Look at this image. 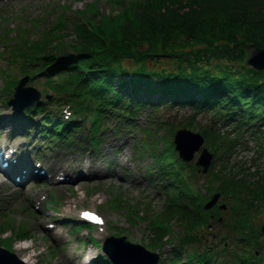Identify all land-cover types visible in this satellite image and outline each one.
Here are the masks:
<instances>
[{
  "label": "trees",
  "instance_id": "1",
  "mask_svg": "<svg viewBox=\"0 0 264 264\" xmlns=\"http://www.w3.org/2000/svg\"><path fill=\"white\" fill-rule=\"evenodd\" d=\"M113 1L122 7L119 11L102 15L96 3H90L72 23L60 14L44 26L41 38L21 39L14 48L13 56H17L13 60L19 57L23 73L42 78L45 92L53 94L52 103L71 102L77 113L91 115L94 133L106 109L134 115L142 105H190L213 112L217 121L264 124V71L244 63L248 45L264 47V0ZM68 27L74 38L65 42ZM163 58L176 66L148 68L149 61L159 65L165 62ZM215 58L226 64L212 65ZM53 126L64 127L65 132L80 128L78 123L61 121ZM202 133L222 161L239 144L232 132L221 128L214 131L208 126ZM167 148L171 150L170 145ZM223 169L215 188L234 201L231 209L235 215L224 232L230 241L223 242L220 253L196 245L186 252L185 261L183 250L196 240L202 242L210 220L219 222L222 211L217 206L206 210L204 203L211 192L195 191L183 168L171 167L181 192L165 212L155 216L153 229L156 241L164 244L179 214L184 234L179 244L172 243L174 264H264L260 227L251 224L252 208L264 207V178L252 181Z\"/></svg>",
  "mask_w": 264,
  "mask_h": 264
},
{
  "label": "rangeland",
  "instance_id": "2",
  "mask_svg": "<svg viewBox=\"0 0 264 264\" xmlns=\"http://www.w3.org/2000/svg\"><path fill=\"white\" fill-rule=\"evenodd\" d=\"M90 3H96V10L102 15H110L122 8L120 5H116L113 0H11L7 3L4 1L0 3V70L4 71V73L2 71L0 73V116H8L9 110L13 111L3 101L8 96L4 82L9 78L5 77V74H11L15 78L22 76L19 63L17 65L10 64L7 58L4 59V56L7 57L13 47L18 45L16 37H20L19 34L24 32L21 37L23 40L39 39L47 23L55 21L60 14H64L69 23H72L73 20L79 18L80 13L86 10ZM38 18L41 21L37 25H33L32 22ZM64 36L65 42L71 41L74 38L73 30L68 27L64 30ZM21 39L19 38V40ZM248 53L247 48L245 57ZM162 61L165 62L159 63V65L149 61L147 66L158 70L164 67L171 69L176 66V62L167 58H163ZM211 64L224 66L226 62L215 58ZM40 83L38 80H34L32 84L41 88ZM15 113L18 114L13 111V114ZM114 114L115 112H109L107 115L104 122L107 127L101 130L102 136H100L97 148H93L84 131L77 130L74 131L71 138L64 142L65 145L57 142L58 139H53L57 144L52 145V150L45 157V166L44 164L42 166L47 173L59 176V172L64 170V163L72 159L78 161L83 157V165L98 166L96 169L92 167L90 171L93 179L81 180L71 185L45 182L31 186L25 191L22 188L6 184V182L0 186V225L6 223L7 226L0 228V245L8 242L9 237L12 239V242L10 240L11 250H15L17 243L35 245L33 248H36V253H38L37 264H65L72 257L75 258L81 252L83 254L90 250L94 253L87 254L85 257L86 264H89V259L93 261L94 257L98 258L105 253L89 239L90 236L98 237L102 243L108 236L124 235L131 242L139 243L151 251L161 252L158 264H172L169 258L174 256V246L170 243H179L178 239L183 234V225L179 222L180 216L176 213V221L172 225L174 234L170 235L171 233H169L164 237V241L168 240L169 242L161 244L160 249L154 247L157 243H155L152 222L155 218L154 214L164 212L166 204L171 198L173 188L170 187L168 175L161 172L160 157L165 146L169 144V138L173 140L174 133L179 128L185 127L202 133L204 128L212 126L214 131L219 128L221 131H230L232 137L235 139L239 137L243 141L224 161L218 155L206 172L199 170V165L196 164L199 153H196L193 160L182 164L185 166L187 182L193 185L195 191L198 190L206 195L209 192L211 195L216 192L219 171L223 168L227 174H235L236 177L246 175L252 181L260 177L264 178V133L252 135V131L256 130V127H242L241 124H238L239 119L223 125L222 121L220 123L217 121L213 112L206 109L199 111L183 104H163L156 110L144 105L139 109L137 117L128 123L117 118ZM150 120L161 121L151 125L157 130L156 138L152 143L153 147H151L152 153L145 149L146 144L144 143L148 141V133L145 128L149 126ZM113 128H116L119 133L116 134V131H112ZM262 128L264 127L262 126ZM10 129L11 127H6L0 138L9 137ZM143 133L145 137L142 141ZM34 134L37 135L36 138L41 136L34 129L31 134L24 135L25 140L32 139ZM149 137L153 138V134L150 133ZM66 145L69 146L66 147ZM204 146H207L208 150L214 151L207 142ZM166 149L168 150V148ZM170 153H173V149ZM55 162L56 164L53 165ZM164 163L170 167L169 163H167L168 165L165 161ZM175 164L179 165L177 159ZM253 172L256 174L252 175ZM213 173H215V177ZM212 185L214 189L210 190ZM197 193L195 192V194ZM220 197L219 203L223 201L228 206L222 213L220 212L225 223L211 222V228L206 229L201 236L202 242L196 240L183 250L184 253L181 256L185 261L187 260L186 252L196 245L199 248L210 246L212 251L220 253L223 242L230 241L229 237H224V232H227L228 224L231 223V218L235 215L231 209L234 201L227 194L220 195ZM43 199L45 201L42 203ZM183 199L185 201V198ZM256 202L259 201L256 200ZM82 208H91L101 212L105 216V225L92 228L83 226L77 229V225H80L79 211ZM260 208H252V212L255 213L251 220L253 226L260 227L264 223V207ZM70 209L71 212L68 213ZM262 210L263 213L260 212ZM51 222L58 227L48 233L46 227ZM21 225H26L30 232V238L24 240L14 232L17 226ZM11 228L14 229L11 230ZM50 232L56 238L55 242L51 239ZM259 241L264 250V236H261ZM24 253L17 254L22 257ZM97 261L102 262V257ZM93 262L91 263L93 264Z\"/></svg>",
  "mask_w": 264,
  "mask_h": 264
},
{
  "label": "water",
  "instance_id": "3",
  "mask_svg": "<svg viewBox=\"0 0 264 264\" xmlns=\"http://www.w3.org/2000/svg\"><path fill=\"white\" fill-rule=\"evenodd\" d=\"M249 56L247 57V63L254 66L258 70H264V48L256 47L255 45H251L250 47ZM249 50V49H248ZM26 80H22L20 82L19 87L17 88L16 97L18 98L20 95L24 96L29 99L27 100V104L30 101L39 98L40 94L32 89L29 88L28 90H24L22 85L25 83ZM15 101V100H14ZM204 142L203 137L199 133H194L188 129H180L176 132L175 136V143L176 148L180 151L181 156L186 160H191L194 157V153L200 150L202 144ZM212 153H210L207 149H203L201 156L198 160L199 165L204 166V172L207 171L208 166L212 160ZM219 193L215 194L213 199L206 204V207H212L219 198ZM225 206V205H223ZM262 231L264 233V225L262 227ZM117 241L124 243V238H118ZM126 245L133 247V249H139L144 254L150 255V252H147L143 247L140 245L131 244L129 242H125ZM107 249L111 251L110 247L108 246ZM158 259V255L154 254V258L150 261V264H155ZM115 260L122 264L125 260L121 258H116ZM0 264H24L15 254L10 253L9 251L0 248Z\"/></svg>",
  "mask_w": 264,
  "mask_h": 264
},
{
  "label": "bare ground",
  "instance_id": "4",
  "mask_svg": "<svg viewBox=\"0 0 264 264\" xmlns=\"http://www.w3.org/2000/svg\"><path fill=\"white\" fill-rule=\"evenodd\" d=\"M5 121L3 120V117H0V123H4ZM80 124V123H79ZM76 127V125H75ZM76 130L78 128H75ZM74 129V130H75ZM68 172L67 176H71L73 178L77 179H84L88 178V180L93 179L94 177L90 174L92 167L94 169L98 168L97 165H81L79 162H69L64 166ZM73 182L74 180L71 179ZM70 180V181H71ZM3 184V181L0 179V186ZM71 212L68 211V213ZM53 240V238H52ZM32 244H25V243H17L16 244V249L19 250V252H25L24 255L21 257L22 260L25 262V264H37L38 259L36 257L38 256V253H36V248H33ZM89 253H94L93 251H90ZM75 261H77L78 264H86V260L84 261L83 259H80V257L75 258Z\"/></svg>",
  "mask_w": 264,
  "mask_h": 264
},
{
  "label": "snow or ice",
  "instance_id": "5",
  "mask_svg": "<svg viewBox=\"0 0 264 264\" xmlns=\"http://www.w3.org/2000/svg\"><path fill=\"white\" fill-rule=\"evenodd\" d=\"M84 216L87 218H95L94 215L91 213H84Z\"/></svg>",
  "mask_w": 264,
  "mask_h": 264
}]
</instances>
